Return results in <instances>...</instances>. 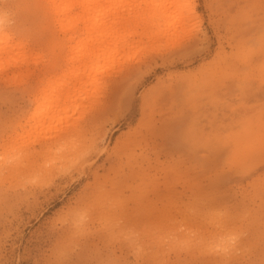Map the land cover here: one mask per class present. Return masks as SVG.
<instances>
[{
	"label": "rangeland",
	"instance_id": "obj_1",
	"mask_svg": "<svg viewBox=\"0 0 264 264\" xmlns=\"http://www.w3.org/2000/svg\"><path fill=\"white\" fill-rule=\"evenodd\" d=\"M173 3L186 7L182 30L158 39L139 27L140 48L78 79L77 40L56 16L0 0L33 54L0 72V264H264V0ZM48 84L75 87L66 112L35 113ZM74 118L96 146L59 172L35 150Z\"/></svg>",
	"mask_w": 264,
	"mask_h": 264
},
{
	"label": "bare ground",
	"instance_id": "obj_2",
	"mask_svg": "<svg viewBox=\"0 0 264 264\" xmlns=\"http://www.w3.org/2000/svg\"><path fill=\"white\" fill-rule=\"evenodd\" d=\"M28 1L32 2L34 5H36V7L40 6V7L46 8L47 11L51 12L52 14H54L56 16L55 23L58 24L57 30L60 33L64 34L65 39L67 38L68 40H73V41L75 39L77 40V41H74L76 44V45L75 44L74 45L76 47L73 50L75 52H72L73 57L75 55L79 59V61L81 60L84 64L81 66L80 70H78L79 71L78 72V75H79L78 79H80L82 77V75H84V73L86 74L87 70L93 71V72L95 71L94 73H96V75H98L97 73L103 75L105 73V72H103V70L106 71L105 70L106 66L108 67L107 70H109V67H111L112 64H115L116 62L121 63L123 61V59L126 56H128L129 51L132 52L133 49L135 48L136 44L139 43L137 40L134 41L132 39L130 40V38H129L131 35L136 34L139 31L138 30L139 27L141 29H143V31L141 33L138 32L141 36L142 35L145 36V34H147V32H150L153 29V33H151V34L153 36H155L156 38H158L159 36H161L163 34H168V33L174 32L175 30H180V29L182 30V28L185 27V21L187 22L186 18H185L186 19L185 20L184 17H181L185 13L184 8H186V7H184V5L180 4L178 9H177L178 4H176L177 6H174L175 4L173 3V6H171V7H176V9L172 8V10H170V8H169V6L171 5L169 3H172V1L173 2L181 1V3H182V0H169V2L167 0V1L162 2V3L161 2L156 3V0H153L155 2H153L151 4L148 3L149 0L148 1L145 0L144 2H145L146 7L144 5L141 6V4L139 3L142 9H140L138 12H134V10L137 9V7H136L137 4L133 5V8L131 7L132 11L131 10L128 11V9L125 8V6H127V5L130 6L131 4L134 3L131 0L130 1H128V0H125V1L124 0H28ZM185 1H187V0H185ZM142 4H144V3L142 2ZM129 6H127V7L129 8ZM122 7H123V9H122ZM187 8H188V14H191L194 17H197L196 5H194L193 2L192 3L188 2ZM138 9H139V7H138ZM148 9H150V10H148ZM173 9L179 10L178 12H179L180 16L178 14H176L177 16L180 17L179 19L175 16V13L177 11L175 12V10L173 11ZM76 10H79V12H76ZM169 10L171 12L170 17L172 15V13L175 12L174 13L175 17L173 18V15H172L171 19H174V20H175V18L178 19V20H175V22L173 21V24H171V23L166 24L167 21H165V19L167 20V18H168L170 21L171 20L170 17H167L163 20V18L168 15ZM126 11H127V14L134 12L133 16L131 13L130 14L131 18H129V16L125 17ZM6 15L7 14L3 10H0V72L2 70H4L7 66L9 67V65L13 66V64H14V66L15 65L19 66V64H22L23 62L26 63L27 58H29V56L32 57V55H33L31 50L28 51L29 54L27 52V47L29 45V38L28 37L24 38L22 36L16 37V35H14V33L8 29V27L6 26L7 24H5L8 21V20L6 21V18H7ZM185 15L186 14H184L183 16H185ZM148 23H150V24H148ZM175 32H177V31H175ZM70 33H71V35L69 36ZM84 34H85V37L82 38L81 36ZM174 34L175 33H173V35ZM169 38H171V37H169ZM133 39H134V37H133ZM138 48H140V46ZM154 48L156 49V47H154ZM158 49L159 48H157V50ZM126 50L128 51V53ZM134 50H137V49L135 48ZM144 54H145V52H144ZM130 55H131V53H130ZM124 61L127 62V60H124ZM117 63H116V65H117ZM119 65L122 66V64H119ZM133 70L134 69H132V71ZM11 71L14 73L13 69ZM110 72L111 71H109L108 73H110ZM17 73L18 72H16L15 74H17ZM131 73H132L131 71H128V74H126V76L130 75ZM103 82H105V81L103 80ZM103 82H102V84H104ZM64 84H66V86H67V83H64ZM79 84H82V83L79 82ZM51 85L52 84H48L47 86H50L52 93L54 92L53 93L54 95L51 93L53 95L52 98H49L52 95L50 94V90L47 89L48 88L47 86L44 85L43 89L41 88V92H42L41 95H43L42 96L43 98L41 96L40 97L43 100L42 101L40 100L42 103L39 106L37 105V109H36L37 111H35L36 114L39 113V110L41 111V108L43 109V107L46 110H48V111H46V113L49 112V110L51 108H53V110H54L55 106H57V108H58V106H60V104H62L61 102H64L63 105H61V106L65 107V109L60 106V108H59L60 112H61V109H63L64 112H66V103L67 102L69 103L73 94H75V91H76L75 87H73L71 89H67L66 92L64 93V91H63L64 85L63 84H62L63 89H59L60 85H59V87H57L55 85H54L55 87L54 86L51 87ZM56 85H58V84H56ZM69 86H70V84H69ZM52 88H55V89H52ZM67 88H69V87H67ZM86 89H87V87L84 88L85 94L88 91ZM48 90H49V92H48ZM47 92L50 94V95L47 94V95H49V97H47L45 94ZM94 100L95 99H93V101ZM90 101H89V104H90ZM93 101H92V103H93ZM89 104H88V106H89ZM90 107H92V105H90ZM57 108H56V111H57V113H59L58 112L59 109L57 110ZM87 108L88 107H86V109ZM83 110H81V113ZM41 112L43 113V112H45V110L41 111ZM32 113H34V112H32ZM36 114H34V115L36 116ZM51 114H53V113H51ZM55 115L56 114H54V116ZM35 116H32V117L35 118ZM80 116H82V115H80ZM38 118H40V117H38ZM48 118H50V117H48ZM51 118H52V115H51ZM82 118H83V116H82ZM30 119H32V118H30ZM36 119H37V116H36ZM40 121L41 120H39V123H40ZM71 121L72 120L68 121L65 125H63L61 127H58V128L56 127L57 128L56 132L53 130L51 135L47 136V138L42 139V142L40 143V149L35 150L33 147V151L35 150L39 154L41 153V155L43 154L44 151L45 152L47 151L46 153L49 152L50 154H52V159L54 160L53 161L54 163L52 162L54 164L53 167L57 166L56 169L59 168V170H60L59 172L63 171L64 173H67L68 171H71V169L73 167L80 165L79 163H81V161H83V158H85L86 155H88L90 152L92 153V151L94 150V148L96 146L95 137L92 135L93 133H90L91 127L90 126H88V127L84 126L81 123L80 119L75 120V118H74V121H72V122ZM64 122H62V123L64 124ZM58 125H59V123H58ZM32 128H34V127H32ZM16 135H17V133H16ZM17 136H20V135H17ZM19 141H18V143H19ZM35 142H33V143H35ZM21 148L22 147H20V149H17V150H22ZM23 148H24V146H23ZM23 152L27 153V154H25L26 156L28 155V153L30 154V151L29 152L22 151V153ZM45 152H44V154L47 155ZM14 153H16V151H14ZM50 154H49V157H50ZM10 156H12V155H9V157ZM17 158H19V157H17ZM24 158H26V157H24ZM248 159H249L248 161L251 160L250 158H248ZM22 160H23V155H22ZM22 160H21V162H22ZM31 160L33 161V159H31ZM31 160L29 159V161H31ZM2 162H3V160H2ZM9 162H13V161H9ZM16 162H19V161H15V165L18 164ZM30 164H27V165L30 166ZM44 164H45V162H44ZM5 167L6 166H4V168ZM8 167L6 169H9ZM18 169H19V167H17V169L16 170L14 169V170L17 171ZM50 169H52V167ZM24 170H26V169H24ZM27 170H29V169H27ZM27 170H26V172H28ZM15 171H14V173H15ZM52 171H53V169H52ZM29 172H30L29 174H31V171H29ZM38 172H40V171H38ZM49 172H50V170H49ZM12 173H13V171L11 172V174ZM15 174H13V175L15 176ZM34 174L36 175V173H34ZM0 180H2V179H0ZM35 182H32V183H35ZM39 183H41V182H39ZM20 184H21V182H20ZM226 244L229 245L228 243H225L224 245L226 246ZM218 245H220V244H218ZM218 245H216V247ZM220 246H223V245H220ZM220 249L224 250L225 248L220 247Z\"/></svg>",
	"mask_w": 264,
	"mask_h": 264
}]
</instances>
